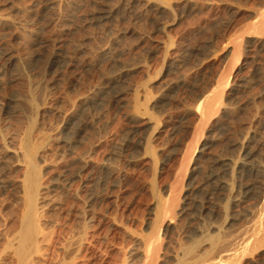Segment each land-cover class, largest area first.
<instances>
[{
  "label": "rangeland",
  "instance_id": "374dc122",
  "mask_svg": "<svg viewBox=\"0 0 264 264\" xmlns=\"http://www.w3.org/2000/svg\"><path fill=\"white\" fill-rule=\"evenodd\" d=\"M111 9V14L103 12ZM263 11L264 0H0L5 64L0 65V214L9 224L20 225L23 191L13 182L24 177L19 167L25 165L27 143H32L42 180L50 181L38 205L45 232L54 238L41 244L61 249L82 227V214H71L74 201L61 180L70 169L77 170V157L88 159L99 139L102 146L91 162L106 163L115 172L111 178L98 174L89 221L100 220L90 228L100 232L102 248L115 251L114 240L130 245L128 264H136L157 232L170 250L200 248L209 236L226 235L234 239L235 249L221 264H264V238L259 241L264 234V177H246L253 192L243 194L239 205L205 187L211 163L205 162L206 153L237 158L238 142L246 135L264 142V50L258 43L244 44L241 53L235 48L238 34L246 33ZM223 73H231L224 104L233 110L223 133H209L211 147L198 149L205 153L204 173L189 174L194 182L184 187L192 189L191 198L200 207L168 228L162 215L147 225L148 217L155 218L149 207L158 198L152 185L176 184L172 169L177 158L164 169L158 161L155 168L143 143L148 140L155 151L183 149L195 128L205 126L194 113L174 129L171 119L158 129L151 125L170 111L176 115L173 120L180 119L197 91L212 90ZM240 81L246 82L243 92L232 95L228 89ZM115 97L120 102L111 105ZM137 103L146 123L127 117ZM126 139L132 140L128 148L123 146ZM253 159L255 168L264 171V146L256 148Z\"/></svg>",
  "mask_w": 264,
  "mask_h": 264
},
{
  "label": "bare ground",
  "instance_id": "6f19581e",
  "mask_svg": "<svg viewBox=\"0 0 264 264\" xmlns=\"http://www.w3.org/2000/svg\"><path fill=\"white\" fill-rule=\"evenodd\" d=\"M103 12L111 14L113 10H103ZM161 12L163 11L159 8V13ZM253 43H258L264 50V11L254 20L246 33L238 34L235 39V48H238L239 53H241L243 52L244 44ZM2 54L6 55V53ZM59 55L60 53L54 55L52 65L57 63ZM1 59L2 55H0V65L2 64ZM4 65L2 64V67ZM230 78L231 73H223L212 90L209 91L208 88L199 89L193 98V102L186 105L184 114L178 116L180 119L177 121L173 120L176 117L175 113L170 111L151 125L152 130H154L158 129L161 123H165V120L167 122L172 120L171 125L174 129L176 122H181L185 116L191 113L196 114L200 122L205 124V126L201 125L202 127L195 128L193 139L185 144L183 149L171 147L170 149L163 148L155 151L148 140L143 143L144 148H147L146 150L151 153V160L155 168L158 161L161 162L162 169H164L165 165L173 157L177 158L176 166L172 169L176 184L169 185V187L162 186L160 189H157L156 183L152 185L153 194L158 198L153 207H149L151 215L155 218L148 217L146 219L147 225H151L153 221L156 223L158 217L162 215V221L168 228L176 220L181 221V219L191 214L192 208L200 207V205H196L194 197L191 198V195H194L192 189L184 187H191L194 182L193 178L189 181V174L193 172L204 173L203 160L205 153L199 154L198 149L203 147L202 150H204L211 147L210 142L213 139L210 138L213 136L209 133L211 131L212 133L214 131L223 133L226 129L225 120L228 119L227 116L233 110L232 106L224 104V97L227 94ZM115 82L116 80L112 81V83ZM245 85L246 82L240 81L235 87H231L228 90L233 92L232 95L239 94L243 92L242 88ZM162 98L160 101L163 100ZM119 102L120 98L118 97L117 99L115 97L111 105L119 104ZM97 113L99 114L98 109ZM127 117L134 123H146L145 120H147L142 116L138 103L135 105L133 112L129 115L127 114ZM100 133L97 132L98 136ZM205 134L206 136L202 140L201 137ZM131 142V139L124 140L123 146L128 148ZM100 146H102V142L98 139L95 145H91L87 156L88 159L83 155L77 157L75 159L77 170L71 171L70 169L63 175L61 180L63 189L71 195L70 198H73L74 201L71 214H75V212L82 214V227L78 236L67 237L61 244V249L58 250L53 248V246L44 249L41 244L43 241H52L54 238L52 234L47 235L45 232L44 215L38 205L40 195L44 189L50 187V181L42 180V169L37 156V146L27 143L24 152L25 165L19 167L24 169V177L17 182H13V185H16L15 187H19L23 191L25 209L19 226L9 224L6 217L0 214V247H2V250H0V264H37L39 262L37 260L38 256L46 254L50 255V258L39 262V264H128V258L131 255L129 253L132 249H129L130 245H125L122 242L118 243L114 240L112 244L118 245L115 251H108L107 246L102 248L101 244L97 243V237L100 232L97 229L90 228L99 224L100 220L89 224V221H93L92 218L94 217L93 200L96 194V187L101 181L98 174L107 178H111L115 174L110 165L106 163L94 165L91 162L93 153L98 152ZM259 146H264V142L257 139L255 135L249 134L243 137L241 142H238L237 158L223 159L206 153L207 159L205 162L211 160V163L210 171H207L205 187H211L229 197L231 196L234 202L239 205L243 194L248 196L253 192L251 185L245 181L246 177H264V171L255 168L253 159L256 148ZM117 176L115 177L117 178ZM118 181H120V178H118ZM75 182L78 184L76 188H73V183ZM260 224L264 226V219L261 220ZM263 238L264 234L259 241ZM234 244V239L226 235H211L209 236V242L200 248L188 246L181 250H170L168 245L164 243L162 233L157 232L146 243L143 258L136 264H159L161 261L170 260H174L175 264H221L220 262L224 256L233 253Z\"/></svg>",
  "mask_w": 264,
  "mask_h": 264
}]
</instances>
